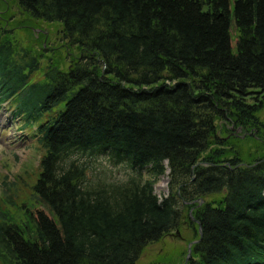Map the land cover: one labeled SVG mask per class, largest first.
Instances as JSON below:
<instances>
[{
    "label": "trees",
    "instance_id": "trees-1",
    "mask_svg": "<svg viewBox=\"0 0 264 264\" xmlns=\"http://www.w3.org/2000/svg\"><path fill=\"white\" fill-rule=\"evenodd\" d=\"M14 2L78 54L34 80L44 56L0 30V106L43 150V209L0 213L1 263L135 264L189 206L201 234L186 264H264V0ZM102 158L131 174L88 177Z\"/></svg>",
    "mask_w": 264,
    "mask_h": 264
},
{
    "label": "rangeland",
    "instance_id": "rangeland-1",
    "mask_svg": "<svg viewBox=\"0 0 264 264\" xmlns=\"http://www.w3.org/2000/svg\"><path fill=\"white\" fill-rule=\"evenodd\" d=\"M9 31L19 48L29 50L32 55L40 56V70L34 80H40L48 65L66 69L77 56L76 48L67 46L61 39L57 24L36 22L23 15L14 0H0V30ZM8 105L0 106V213L18 222L22 219L21 208L33 213L43 208L36 205L32 197V184L39 173V162L43 150L36 143L35 131L23 128V121L16 119ZM264 124V107L259 113ZM237 139V146L244 154L255 151L256 141L250 133L242 129L232 131L224 126ZM264 138V132L261 133ZM88 171V177H98L107 181L123 182L131 171L125 166L113 167L102 158ZM105 175L107 179L104 178ZM145 178L146 175H144ZM91 179V178H89ZM168 170L160 176L153 186L154 194L160 200L167 194ZM264 196V194H263ZM215 196H208L200 203H213ZM194 205V203H193ZM188 208V209H187ZM183 209L179 227L159 240L149 243L141 252L135 264H186L191 257V248L197 242L199 229L193 217V209ZM194 219V220H192ZM191 220L193 222H191ZM0 264L1 261H0Z\"/></svg>",
    "mask_w": 264,
    "mask_h": 264
},
{
    "label": "water",
    "instance_id": "water-1",
    "mask_svg": "<svg viewBox=\"0 0 264 264\" xmlns=\"http://www.w3.org/2000/svg\"><path fill=\"white\" fill-rule=\"evenodd\" d=\"M201 234V231H200V226H199V235Z\"/></svg>",
    "mask_w": 264,
    "mask_h": 264
}]
</instances>
